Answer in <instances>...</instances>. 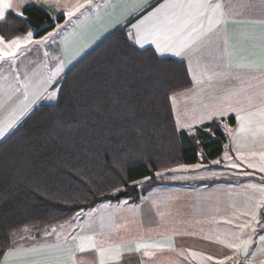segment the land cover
Returning a JSON list of instances; mask_svg holds the SVG:
<instances>
[{
  "label": "crops",
  "instance_id": "obj_1",
  "mask_svg": "<svg viewBox=\"0 0 264 264\" xmlns=\"http://www.w3.org/2000/svg\"><path fill=\"white\" fill-rule=\"evenodd\" d=\"M171 2L107 0L92 9H88V3L81 5L86 11L75 13L49 51L37 46L41 40L37 39L14 59H5L0 65V129L4 130L0 142L34 107L45 102L50 93H56L55 85L67 71L117 29L126 27L127 36L137 49H150L159 58L173 59L187 67L191 87L170 97L179 131L194 133L212 121L234 119L229 129L225 122L217 125L229 142L223 163L234 175L207 178L205 175L212 167L205 170L215 160L202 159L195 165L168 171L177 178L166 181L175 183H163L140 196L137 202H100L64 223L40 230L34 241L17 238L0 264H72L73 256L76 264H100L101 248L108 250L105 264H222L234 257L228 241L238 237L242 223L238 217L259 216L264 205V182L252 176L264 171V132L256 131L254 135L248 130H256L258 113L264 110V0H222L226 11L223 22L180 55L175 50L158 51L150 41L141 47L131 38L135 26ZM62 16L65 18L60 24L66 23L69 15ZM204 24L202 32L208 28L206 20ZM185 40L188 42L187 37ZM248 113L257 115L241 131V117ZM10 120L15 122L8 129L6 124ZM239 169H244L242 173H248L247 176L236 178ZM203 172L207 173L199 176ZM211 180L216 182H202ZM197 195H203L208 202L206 214L213 213L215 217L211 218L216 226L214 235L204 229L202 239L197 231L194 236H180L176 234L182 228L179 221L188 224L185 218L189 219L193 227L198 225L197 220L201 222L194 212ZM181 210L184 219H178ZM88 238L97 248L80 252L82 242L89 248ZM137 245L148 247L137 249ZM250 256L249 252L247 258ZM260 260H264V254L257 255L253 263Z\"/></svg>",
  "mask_w": 264,
  "mask_h": 264
},
{
  "label": "trees",
  "instance_id": "obj_2",
  "mask_svg": "<svg viewBox=\"0 0 264 264\" xmlns=\"http://www.w3.org/2000/svg\"><path fill=\"white\" fill-rule=\"evenodd\" d=\"M63 20L41 6L8 12L0 38H42ZM191 85L182 62L137 49L126 27L67 71L55 100L39 103L0 142V262L16 232L64 223L129 185L144 196L173 184L157 174L195 165L200 154L220 158L226 136L217 125L233 126V118L194 133L176 127L170 97Z\"/></svg>",
  "mask_w": 264,
  "mask_h": 264
},
{
  "label": "rangeland",
  "instance_id": "obj_3",
  "mask_svg": "<svg viewBox=\"0 0 264 264\" xmlns=\"http://www.w3.org/2000/svg\"><path fill=\"white\" fill-rule=\"evenodd\" d=\"M107 0H11V3L13 5L12 8L6 9L5 11V16L8 12H14L17 15H21L22 11L24 8L29 7V6H41V7H47L48 8V13L50 14V16L56 20L57 18H59L60 16H62V14L69 15L67 18V22L64 24H60V23H56L55 28L49 32L48 34H46L45 36H43L42 38H35L34 32H30L32 34L31 36V42H25V38L28 36V34L20 37V38H16L14 40H20L22 42L21 47H19L18 49H15V56L11 57V60L14 59L18 54L22 53L23 50H25L28 47H31L33 45V42L37 39H41L36 45L37 46H41L42 49L44 51H49L50 47L52 45V42L54 41V44L56 43V37L58 39L59 35L61 34V32L67 28L69 26V22L70 19H73L75 16V13L80 12V10L86 11L85 9H82V6L87 5L88 3V9H92L96 6H98L99 4H102L103 2H106ZM82 5V6H81ZM81 6V7H80ZM64 17V16H63ZM65 18V17H64ZM5 19V18H4ZM3 19V20H4ZM3 20H0L3 21ZM4 41V44H0V48H4L6 45L10 44L11 41ZM5 63V60L0 61V65ZM56 95L55 92L50 93L49 96H47L45 102H53L54 101V96ZM227 129L231 128V126L229 124L226 125ZM229 135V133H227ZM226 134V135H227ZM231 145V142H230ZM229 148V142H227L224 146V149H226V151H228ZM228 155V153H227ZM202 155L200 154V160H201ZM225 155L222 154L220 159H216L213 162H210L208 165L209 167H207V170H209L208 168L212 167V171H210V173L208 172H203L202 175L199 176H203L205 175V173H207V178H217L220 176H224L226 178H231L232 175H234V173H232L231 171H228L226 169V165L223 163L224 162V158ZM223 159V160H222ZM211 165V166H210ZM264 166V165H263ZM264 168V167H261ZM262 170V169H259ZM237 175L236 178H241L243 176H247L248 173L245 174V172L242 173V171H245L244 169L241 170H237ZM261 172V173H259ZM257 175L253 174L252 176L258 179H264V171H258L256 172ZM261 174V175H260ZM191 176V175H189ZM193 176V175H192ZM157 177L160 179H164V180H168V179H173V178H177L174 176V174H171L169 172H160L157 174ZM197 178V177H196ZM254 178V179H255ZM195 201V210L194 212L196 213V217L199 216L201 222H199L197 220L196 223H198V225L196 227L191 226L192 224L190 223L189 219H186L185 216L181 217L184 211H180V216H178V219H184L187 221L188 224L184 223V224H180L179 221V226H181L182 228L177 229L176 230V234L180 235V236H187L188 234H190V236H194V231L199 232L198 236L199 238H203L202 234L203 230L205 229V231L209 232L214 235V228L216 227L215 224L213 222H211V218H215L213 217V213L212 214H206L207 212V204L208 202L204 200L203 195L199 196L197 195ZM104 203H111V202H104ZM206 208H205V207ZM250 207L251 203H250ZM263 209V208H262ZM228 219H231L232 217H227ZM241 221H239V223H241L240 226H238V230H237V234L238 237L237 238H230L228 241L229 243V249H233L235 254L234 257L223 262L222 264H254V258L257 255H263L264 254V220L260 221L259 220V216H254V215H247L245 219H242L241 217H238ZM235 219V217H234ZM215 220V219H213ZM215 222V221H214ZM228 226V224H226ZM180 231L177 232V231ZM193 232H190V231ZM40 230L36 229V228H26L23 229L19 232L14 233L11 236V243H15L17 238H19L20 240H25L23 242H28V241H34L38 235H40ZM189 231V232H188ZM29 233H33V236H31V234ZM188 233V234H187ZM250 252V258H247L248 253ZM189 262V261H188ZM189 264H199L197 262H190ZM255 264H264V260H260V262H257Z\"/></svg>",
  "mask_w": 264,
  "mask_h": 264
},
{
  "label": "snow or ice",
  "instance_id": "obj_4",
  "mask_svg": "<svg viewBox=\"0 0 264 264\" xmlns=\"http://www.w3.org/2000/svg\"><path fill=\"white\" fill-rule=\"evenodd\" d=\"M11 0H0V20L5 18L6 9L12 8ZM176 9L180 12L177 13ZM226 15L225 6L221 2H213V0H173V2L163 5L161 9H158L148 17L144 23L135 26V32L132 34V39L143 47L144 42L150 41L154 43L158 51H170L175 50L176 55H180L182 51L190 48L198 40L207 36L212 32L215 26H218L223 22V18ZM181 17L183 20L181 21ZM207 21L208 28L202 32L201 29L205 28L204 21ZM178 21H181L179 24ZM32 34L29 33L25 38V42H31ZM187 37V41L185 40ZM0 44H4L2 38H0ZM22 42L20 40H13L10 44L4 48H0V61L9 57L15 56V51L12 49H18L21 47ZM244 66V65H239ZM228 67H231L229 64ZM216 73H213L215 75ZM211 79V76L209 77ZM257 115L255 113H248L246 117H241L244 121L241 125V131L245 130V125H251L253 123L252 117ZM260 121L257 124V128L254 131L250 127L249 131H253L255 135L256 131L264 132V110L258 113ZM15 119H18L16 117ZM15 120H10L6 124V128L11 129ZM4 135V130L0 129V138ZM89 240V248L86 249L83 242L79 246V251L84 252L86 250L96 249L97 246L91 238ZM148 247V245H137V249ZM35 251V250H33ZM100 264H105V256L108 253L106 249H99ZM19 253H9V255ZM72 264H76L75 257L72 258Z\"/></svg>",
  "mask_w": 264,
  "mask_h": 264
},
{
  "label": "water",
  "instance_id": "obj_5",
  "mask_svg": "<svg viewBox=\"0 0 264 264\" xmlns=\"http://www.w3.org/2000/svg\"><path fill=\"white\" fill-rule=\"evenodd\" d=\"M140 198V192L137 185H129L125 188V190L120 191L115 195H105L97 199L98 203L104 201H119L121 199H129L133 202H137ZM264 209V205H263Z\"/></svg>",
  "mask_w": 264,
  "mask_h": 264
}]
</instances>
